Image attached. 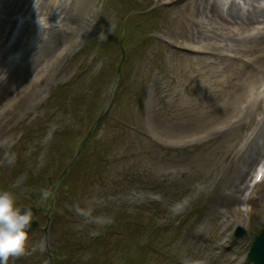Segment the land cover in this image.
<instances>
[{"label":"rangeland","instance_id":"rangeland-1","mask_svg":"<svg viewBox=\"0 0 264 264\" xmlns=\"http://www.w3.org/2000/svg\"><path fill=\"white\" fill-rule=\"evenodd\" d=\"M167 1L65 0L64 11L75 5V15H81L82 22L96 20L100 30L116 27V31L65 58L55 79L39 88V97L28 95L15 110L0 116V190L12 192L20 208L33 206L32 221L38 226L29 231L24 252L9 257L8 264L47 260L49 264H192L198 260L236 264V256L247 251L254 237L264 231V183L253 192L258 199L251 202L249 212L226 224L231 216L226 208L244 201L241 197L231 202L226 196L225 185L236 164H229L213 194L201 182L220 151L239 133H247L246 128L185 149L167 142L169 137L197 132L217 120L209 119L205 112L210 105L203 92L212 77L221 80L218 53L207 49L214 41L204 40L202 53H206L196 55L156 40L167 38L171 43L182 36L178 33L188 30L185 15L189 10L183 4L166 6ZM31 2L16 0L24 10ZM47 2L33 0L32 8L41 16V30L51 33L44 27L49 23ZM177 10L180 12L175 13ZM63 16L59 14V20ZM78 22L71 25L76 26L75 31L85 25ZM52 23L60 32L63 25H57L55 19L50 26ZM152 30L151 42L146 34ZM203 30L209 34L204 25ZM0 34L1 41L7 42L4 30ZM70 37L58 33L57 47ZM107 38L111 39L104 43ZM32 39L36 40L28 37ZM28 40L24 33L22 42ZM177 41L196 47L200 42ZM171 44L174 46L173 41ZM47 46H38L40 63L54 52ZM98 46L99 58L108 57L102 69L98 63H87ZM240 50L244 51V46ZM255 54L264 55V49L236 55L248 59ZM26 76L0 87V101L20 87ZM216 85L225 88L223 83ZM111 102L113 106L106 111ZM259 113L260 109L254 112L247 127H253ZM101 132L98 141L87 136ZM46 134L53 137L44 143ZM74 150H81L79 160L67 169ZM10 156H14L12 164L7 163ZM190 190H196L195 200L175 212L172 205L177 196ZM223 197L229 202L222 209H212ZM176 214L178 217L172 218ZM109 215L113 220L105 225ZM216 222L231 232L239 227L245 231L243 237L231 236L228 248L218 258L209 254L217 241L214 236L220 232L215 229ZM44 223H48L46 232L39 230Z\"/></svg>","mask_w":264,"mask_h":264},{"label":"bare ground","instance_id":"bare-ground-1","mask_svg":"<svg viewBox=\"0 0 264 264\" xmlns=\"http://www.w3.org/2000/svg\"><path fill=\"white\" fill-rule=\"evenodd\" d=\"M243 1L248 7L245 11L238 9L233 1L229 4L227 10H223L221 8L222 0H188L187 4L184 6L189 10V14L185 15L188 22V27H196L201 29L202 24L212 28L215 26V24H219L220 27H224L225 24H236L237 22H239V24H237V27L239 28L250 27L257 22L263 26L264 8L259 5V0ZM13 2L14 1H12V3ZM0 3H6V1L0 0ZM177 12L179 13L180 10H177ZM68 17V26H71L77 22L78 16L74 15L70 9L67 10L66 20ZM216 28L219 29L218 27ZM185 31L187 32H184V34L183 32L178 34L183 35L186 41L189 43H195L200 38L207 37L205 32L202 30ZM35 33L37 32L32 34ZM258 35L259 34H254L251 32L246 36V38H242L240 40L237 38V41L239 40L238 42L218 40L219 44L212 45V50L218 52L217 57L221 60L220 69L218 72L221 76V80H218L217 76L212 77L213 79L210 78L212 80L209 79L210 81L207 83L203 92L206 101L210 105L205 111L209 113V115L207 114L209 119H218L220 121L224 120L222 124H230L232 120H236L238 125L235 128L242 127L244 125V121L260 108L261 117L257 120V124H255L250 131V135L247 137L248 139H246V142L248 141L246 144L247 149L244 154L239 157L234 170H232L228 183L225 185L226 196L231 202H236L242 195H244V191L246 188H248V185H246V177L249 171L252 168L255 169L257 164L264 161V95L261 91V88L264 85V55H248L253 57H248V59H245L243 65L239 64L238 67L236 65V60L239 59V57L236 55L237 53H259L264 49V35ZM210 37L215 39L214 36ZM223 38H227V36ZM55 42V38H50L46 45L49 47ZM37 45H44L39 42V38H37L34 44L29 46L28 53H31ZM176 45L179 46V44ZM243 46L247 47V49L241 51L240 47ZM188 48L193 49L192 47ZM1 53L2 45L0 44V54ZM229 53H235V55H233L231 58ZM246 66L250 67L251 70L247 71L245 69ZM2 70L3 69H1V71ZM23 76L24 73L22 74L21 72H15L10 82H15L16 80L23 78ZM8 81L9 79L4 83H7ZM230 81H234V83H231L230 85ZM4 83H2L0 80V87H2V84ZM220 83L224 84V89H219L218 85H216ZM36 88V86L31 88L33 93L36 92ZM216 95H218L217 99L215 98ZM208 99H210V101H208ZM199 114L203 115L204 113L199 112ZM178 137L179 136L175 138ZM262 183L263 182H261L254 189L262 187ZM229 201L225 200L223 197L212 209H214L216 206L222 209L223 204L228 203ZM241 215L242 214L235 213V218L241 217Z\"/></svg>","mask_w":264,"mask_h":264},{"label":"clouds","instance_id":"clouds-1","mask_svg":"<svg viewBox=\"0 0 264 264\" xmlns=\"http://www.w3.org/2000/svg\"><path fill=\"white\" fill-rule=\"evenodd\" d=\"M7 163H14V156H10ZM32 219V211H22L12 192L0 190V264H8L9 257L24 252Z\"/></svg>","mask_w":264,"mask_h":264},{"label":"water","instance_id":"water-1","mask_svg":"<svg viewBox=\"0 0 264 264\" xmlns=\"http://www.w3.org/2000/svg\"><path fill=\"white\" fill-rule=\"evenodd\" d=\"M241 234V231L240 233ZM238 234V235H239ZM249 257L256 264H264V231H262L251 249Z\"/></svg>","mask_w":264,"mask_h":264},{"label":"snow or ice","instance_id":"snow-or-ice-1","mask_svg":"<svg viewBox=\"0 0 264 264\" xmlns=\"http://www.w3.org/2000/svg\"><path fill=\"white\" fill-rule=\"evenodd\" d=\"M262 174H264V170H262ZM257 179L259 180L260 179V176H258Z\"/></svg>","mask_w":264,"mask_h":264}]
</instances>
